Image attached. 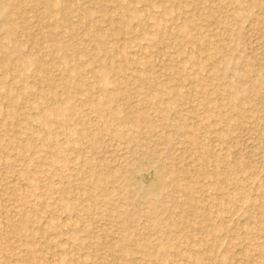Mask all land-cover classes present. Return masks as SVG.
Wrapping results in <instances>:
<instances>
[{"label": "rangeland", "instance_id": "rangeland-1", "mask_svg": "<svg viewBox=\"0 0 264 264\" xmlns=\"http://www.w3.org/2000/svg\"><path fill=\"white\" fill-rule=\"evenodd\" d=\"M73 1L70 20L80 30L73 35L56 20L62 46L43 58L65 93L27 57L16 69L0 64V232L7 234L0 264H264V0H87L91 17L75 11L85 0ZM119 5L147 16L125 23ZM38 12L28 11L31 22ZM96 27L107 32L101 49L86 42L79 74L70 77L65 46L88 41ZM21 38V54H46ZM6 43L0 35V60H16ZM113 48L134 63L117 89L89 70ZM80 74L99 81L88 87L98 105L81 93ZM126 75L148 82L134 85ZM2 82L21 94L15 104ZM239 88L246 91L236 95ZM26 124L29 138L17 134ZM39 137L48 146L34 145ZM27 139L34 148H24ZM114 167L120 180H109Z\"/></svg>", "mask_w": 264, "mask_h": 264}, {"label": "bare ground", "instance_id": "bare-ground-1", "mask_svg": "<svg viewBox=\"0 0 264 264\" xmlns=\"http://www.w3.org/2000/svg\"><path fill=\"white\" fill-rule=\"evenodd\" d=\"M140 2H144L146 0H138ZM148 1V0H147ZM170 1H175V0H170ZM187 2V0H185ZM189 3L193 4V1L195 0H188ZM234 1V0H233ZM257 1V0H256ZM256 1L255 0H252L251 3L253 5H256ZM86 2L87 0H85L84 3H81L80 5L77 6V8L75 9V11H78L80 12V15L81 16H85V17H91L92 16V11H91V8H89L88 5H86ZM90 2V1H89ZM113 2H116L115 4L117 5L120 4V0H113ZM250 2V1H249ZM172 3V2H171ZM25 4H29L30 6V9L28 10L27 8H25ZM71 5L68 6V5ZM188 4V3H187ZM73 5H75V1H69L68 0H53V1H49V0H0V35H2L4 37V39H6L7 43H6V47H8L13 54L14 53H17L19 56L17 57V59L11 61L10 59L9 60H0V64L1 63H6V65L8 64L12 69H16L18 67H21L20 64L23 63L24 61V58L27 57V59H30L33 63H35L37 66H38V71L40 73H43L44 76H45V79H47V81H49V83L51 84L50 87H59V90L60 88L63 86V84L56 78H54L53 76L50 75V72L47 70V64L45 61H43V58L57 50H59L62 46V37H60V33H58L56 30H55V27H56V23L58 24H64L66 25V29L70 31L71 34L73 35H77L78 31L80 30V24L81 22H72L70 20V11L73 7ZM120 6V5H119ZM151 6V5H150ZM154 6V4H153ZM258 6V5H257ZM75 7V6H74ZM117 7V6H115ZM152 7V6H151ZM252 7V6H251ZM256 7V6H255ZM29 8V7H28ZM106 8L107 7H104L103 5H100L99 6V10L101 12H103L102 15H104V12H106ZM118 8V7H117ZM155 8V7H154ZM153 8V9H154ZM173 8V7H172ZM121 9L120 11L123 13L122 15V19L125 23H127L129 20H130V17H139V16H143L144 13H140L138 12L136 9H133V8H129V11L124 8L122 5L120 6ZM195 9V8H194ZM251 9V8H250ZM35 10H39V14L38 15H34L32 17V19H34V22H31L32 20H30L31 18V15L28 14V11L30 12H34ZM187 10V9H186ZM213 10V9H212ZM73 11V9H72ZM71 11V12H72ZM117 11V10H116ZM163 11V10H162ZM170 11V8L168 6V8H166V10L163 11L162 15H166L168 14V12ZM37 12V11H36ZM121 12H119V14H122ZM161 12V11H160ZM188 12V15L190 13V11H186ZM184 11V13H186ZM151 13V12H150ZM183 13V14H184ZM31 14V13H30ZM158 14H159V11H158ZM192 14V13H191ZM79 15V14H78ZM145 16H147L146 14H144ZM152 15V14H151ZM172 15V14H171ZM174 15V14H173ZM173 15H172V18H173ZM182 15V14H181ZM144 16V17H145ZM149 16V15H148ZM175 16V15H174ZM185 16V14L183 15ZM193 15H190L189 17L190 18H193L191 17ZM103 17V16H102ZM132 17V18H133ZM168 17V16H167ZM176 17V16H175ZM69 18V20H68ZM75 18V17H74ZM163 18L164 20V17H161ZM187 18V17H186ZM195 18V17H194ZM121 19V20H122ZM160 19V18H159ZM58 20V22L56 21ZM162 20V19H161ZM194 20V19H193ZM192 20V22H193ZM111 20H109L110 22ZM185 21V20H184ZM183 21V23H184ZM88 22V21H87ZM123 22V24H124ZM84 23V22H83ZM114 23V22H113ZM34 24H36L39 29H41V33H37V35H35L33 32L36 30H33V28L36 26H34ZM85 25V24H84ZM111 25V24H110ZM125 25V24H124ZM128 25V24H127ZM194 25V24H193ZM34 26V27H33ZM37 27V28H38ZM99 27V26H98ZM145 27V26H144ZM105 28V27H104ZM111 28V26H110ZM117 28V27H116ZM128 28V27H126ZM130 28V27H129ZM189 28H190V22H186L183 24L182 26V31H183V35L184 36H187L188 35V31H189ZM109 29V28H108ZM115 29V28H114ZM120 29V28H119ZM123 29V28H122ZM192 29V28H191ZM33 30V31H32ZM107 30V29H106ZM129 30V29H128ZM40 31V30H39ZM38 31V32H39ZM84 31V30H83ZM114 31V30H113ZM131 31V30H130ZM191 31V30H190ZM84 33V32H83ZM116 34V32H114ZM190 33V32H189ZM39 34V35H38ZM87 34V37H88V41H84V42H81V43H77V45L75 46H65L66 49V52H65V55L64 57H62L63 60L66 61V63H69L70 60L73 61L74 63L72 64V68H69L70 71V77H72V75H78L79 74V70H80V65L82 63H80V55H81V50H84V51H88L86 49H88L86 46L88 43L86 42H89L91 41L92 43H94L93 45V49L90 47V50H94V49H101L100 47L103 45V39H106L105 37L107 36V32L97 29H92L90 28V31H87L86 32ZM111 34V33H110ZM51 36L52 38L51 39H47V37ZM86 36V35H85ZM109 36V35H108ZM113 36V35H112ZM25 38L27 41H29V43L34 46L35 48L37 46H46V54L45 55H42L41 54V50L38 48L37 50H34L32 51L29 55H24L21 54L20 52L22 51L21 48H20V45H19V41H20V38ZM115 37V35H114ZM21 38V39H22ZM110 38V37H109ZM2 39V38H1ZM176 39V38H175ZM87 40V39H86ZM108 40V39H107ZM106 40V41H107ZM149 40V39H148ZM157 41V40H156ZM5 41L2 42V44L4 43ZM78 42V40H77ZM106 43V42H105ZM104 43V44H105ZM193 45V44H192ZM2 46V45H1ZM134 47V46H133ZM4 48V46H3ZM6 50V48H4ZM9 50V51H10ZM114 51H117V50H111L109 51L108 53V56L106 57L105 60H101V63L98 65V67H95V65H93L91 67L90 65V72L92 71V73H94V76L96 77L95 79H98L99 81L103 82L104 84L105 83H108L109 85L111 84L112 86L116 87V89L121 86V81H120V74H126V71L129 69L128 68V65L129 63H132V60L129 59L126 55L124 54H121V55H118V52L117 54H114ZM2 52V51H1ZM7 52H8V49H7ZM23 52V51H22ZM207 52V51H206ZM3 53V52H2ZM84 53V52H83ZM6 54V53H5ZM10 54V55H11ZM27 54V53H26ZM54 54V53H53ZM4 56V55H3ZM118 56V57H117ZM121 56V57H120ZM10 57V56H9ZM94 58V57H93ZM8 59V57H7ZM97 59V58H96ZM93 59H91L92 61ZM2 61V62H1ZM96 61V60H95ZM98 61V60H97ZM100 61V60H99ZM64 62V61H63ZM63 64L64 66L66 65ZM95 63V62H94ZM99 63V62H98ZM92 64V63H91ZM134 65V63H132ZM71 66V65H70ZM89 66V65H88ZM131 66V64L129 65V67ZM83 67V66H82ZM66 68V67H65ZM66 70V69H65ZM87 70V69H86ZM87 70V71H89ZM114 72L115 75L113 76H109L107 72ZM82 72V71H80ZM85 72V71H84ZM89 72V73H90ZM88 73V72H87ZM128 74V73H127ZM131 74V73H130ZM59 75V74H58ZM68 75V74H67ZM217 75V74H216ZM83 76H86V75H83ZM128 77V80L134 84V85H137V84H143L144 82L147 83L148 81L146 80V78L144 79L143 77H140L139 75H126ZM79 77V78H78ZM75 78H78L77 81H79V84L82 86L83 89H81V93L86 97V101L88 103H91V104H97L99 103L98 101V98H96L92 92V90H89L88 87L90 88V86H92L94 83H92L91 81L87 80V79H91V77L85 79L84 77L82 78L81 77V74ZM214 77V76H213ZM69 78V77H68ZM217 78V77H216ZM215 78V79H216ZM213 79V78H212ZM218 79V78H217ZM94 81V80H93ZM99 81H97L96 83L98 84ZM48 82H46V84H49ZM95 83V84H96ZM144 83V84H145ZM62 84V85H61ZM78 84V85H79ZM94 85L95 87L97 86ZM163 84V83H162ZM2 86H4L5 88V91H6V97L8 99V103H11V105H13V103L15 104L17 99H19V96L21 95L19 92H17L16 90H14L13 88L9 87V88H6V83L4 84V82H2L1 84ZM99 86V85H98ZM113 87V89H114ZM3 88V87H2ZM81 88V87H80ZM92 88V87H91ZM100 89H103L101 87H99ZM62 90H64V93L66 91V89L64 87H62ZM234 91V90H233ZM246 91V89H237V92H235L236 95L240 94V93H244ZM101 92V91H100ZM110 92V91H109ZM232 92V91H231ZM230 92V93H231ZM28 93V92H27ZM57 93V92H56ZM104 93V92H102ZM125 92L123 91H120V90H115L114 92L112 91L110 94H114V96L118 97V96H121V95H124ZM229 93V94H230ZM105 94V93H104ZM109 94V95H110ZM234 94V93H232ZM43 95V94H42ZM45 95V94H44ZM58 95V94H57ZM106 95V94H105ZM107 95H108V91H107ZM112 96V95H110ZM108 96V99L109 97ZM235 96V95H233ZM47 97V96H46ZM99 97V96H98ZM105 97V96H104ZM43 98V97H42ZM100 98V97H99ZM111 98H114L113 96L110 97V101H111ZM103 99V98H101ZM106 99V97H105ZM47 100V99H46ZM44 100L42 99V104L40 105V107L42 106V111H41V115H42V118H46L48 117V115H50L49 113H51V107H50V104L48 103L49 100ZM234 100V99H233ZM106 101V100H105ZM103 102V101H102ZM107 102H109L107 100ZM101 103V102H100ZM106 103V102H105ZM232 103V102H231ZM39 105V104H38ZM98 105V104H97ZM100 105V104H99ZM70 107V106H69ZM64 108V111L65 110H69L70 108L66 107V106H61L60 109ZM59 109V110H60ZM116 110V109H115ZM120 110V109H119ZM62 111V110H61ZM118 112V110H116ZM121 111V110H120ZM119 111V112H120ZM87 115V114H86ZM210 116V115H209ZM192 118V117H191ZM47 119V118H46ZM45 119V120H46ZM28 123V121H27ZM70 130V129H69ZM68 131V129H67ZM18 135L20 136H24L25 138H29V136H31V129L29 128V125L26 124L25 126L22 127L21 130H18L17 131ZM70 134L73 133V131H69ZM118 133V132H117ZM121 133V131H120ZM14 134V133H13ZM33 134V133H32ZM37 137V136H36ZM13 139V138H12ZM34 139V138H33ZM12 141V140H11ZM34 140H32V142L27 139L26 141H24V148L27 147V148H30L33 146V143L34 145L36 143H38L37 145L41 148H45L47 145V141H48V138L46 137H43V138H37L34 142ZM13 142V141H12ZM36 145V146H37ZM37 146V147H38ZM1 147V146H0ZM20 148V147H19ZM34 148V147H32ZM1 150V149H0ZM146 153V152H145ZM5 156V155H4ZM194 156V155H193ZM4 157L1 156L0 157V162H6L5 161V158L3 159ZM168 158V157H167ZM6 160H8L6 158ZM55 158H53L51 160V163L52 165L55 163ZM110 161V160H109ZM14 162V161H13ZM235 162V161H234ZM8 163V162H7ZM3 165V163H0ZM9 166V165H8ZM14 167V166H13ZM109 167V165H108ZM113 168V167H111ZM110 168V169H111ZM13 169V168H12ZM116 168L114 167L113 170L109 171L108 172V177H109V180L113 179L115 181L117 180H120V176L118 174L117 171H115ZM106 171V170H105ZM163 173L160 175L161 177H165V172L162 171ZM171 172V171H170ZM161 173V172H160ZM219 173V172H218ZM167 174V173H166ZM169 174V173H168ZM168 174L166 176H168ZM222 174V173H220ZM24 175L28 178V179H31L32 178V173L31 172H25ZM218 176V174H216ZM169 177V176H168ZM123 178V177H122ZM161 178V179H163ZM167 178V177H165ZM164 178V179H165ZM170 178H171V173H170ZM124 179V178H123ZM193 180V178H191ZM126 180V179H125ZM106 181V180H105ZM122 181V180H121ZM124 181V180H123ZM162 181V180H161ZM173 181V180H172ZM127 182V180L125 181V183ZM175 182V181H174ZM109 183V181H108ZM162 183V182H161ZM128 184V183H126ZM163 185V186H162ZM161 186L159 185V187L157 188H152V190H149L148 192V196H152L154 195L155 193H157L159 190H162L161 188L164 187V184H162ZM26 186V185H25ZM107 186V185H106ZM133 187V186H132ZM132 187H128V185H126L125 189L127 190V192H129V189H132ZM135 190V189H134ZM123 191V190H122ZM147 194V193H146ZM127 195H129V193H127ZM158 195V194H157ZM155 194V196H157ZM153 196V199L154 197ZM149 199V198H148ZM152 201V200H151ZM150 201V202H151ZM158 201V200H157ZM149 202V203H150ZM153 202H155L153 200ZM153 204V203H152ZM158 204V203H157ZM151 205V204H150ZM92 206V205H91ZM152 206V205H151ZM154 206V205H153ZM93 208V207H92ZM90 207L89 210L92 209ZM153 208V207H152ZM155 209L159 210L160 209V206L159 205H156L155 206ZM156 212V211H155ZM157 213V212H156ZM186 218H188V216H186ZM153 220L155 221V223H159V220L156 218V217H153ZM5 224V223H4ZM20 224L15 221V227H18L20 228L19 226ZM129 226V225H127ZM5 227V226H4ZM10 227V226H9ZM13 227V225L11 226ZM21 229V228H20ZM126 230V229H125ZM124 230V231H125ZM123 231V232H124ZM128 231V230H126ZM127 234V232H126ZM125 236V235H124ZM122 238H123V235H122ZM121 238V239H122ZM126 238V236H125ZM0 239L5 242V244L7 243V234L6 233H1L0 232ZM110 241V240H109ZM118 241V240H115V242ZM106 242V241H105ZM111 242V241H110ZM110 242H108L110 244ZM121 242V241H120ZM113 243V242H111ZM118 243V242H117ZM120 245V243H118ZM116 243H113V244H110L109 246H116L118 245ZM112 246V247H113ZM112 247H109L110 249ZM6 250V249H5ZM126 251V252H125ZM125 254L129 253L126 249H125ZM7 252V251H6ZM115 254V253H114ZM124 254V255H125ZM5 255V254H4ZM116 256V255H114ZM113 256V257H114ZM121 256V255H120ZM118 256L117 254V259L120 260L122 259V257ZM119 257V258H118ZM126 257V256H125ZM115 258V257H114ZM124 258V257H123ZM126 259V258H125ZM113 260V258H112ZM108 261V260H107Z\"/></svg>", "mask_w": 264, "mask_h": 264}]
</instances>
